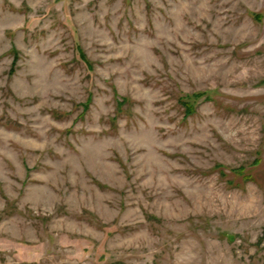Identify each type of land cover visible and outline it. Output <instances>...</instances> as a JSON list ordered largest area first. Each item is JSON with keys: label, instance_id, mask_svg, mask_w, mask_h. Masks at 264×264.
Here are the masks:
<instances>
[{"label": "rangeland", "instance_id": "374dc122", "mask_svg": "<svg viewBox=\"0 0 264 264\" xmlns=\"http://www.w3.org/2000/svg\"><path fill=\"white\" fill-rule=\"evenodd\" d=\"M0 264H264V0H0Z\"/></svg>", "mask_w": 264, "mask_h": 264}, {"label": "trees", "instance_id": "16d2710c", "mask_svg": "<svg viewBox=\"0 0 264 264\" xmlns=\"http://www.w3.org/2000/svg\"><path fill=\"white\" fill-rule=\"evenodd\" d=\"M16 55V54H15ZM184 106H185V111L186 113H192L193 112V109L191 106H188L187 104L184 103Z\"/></svg>", "mask_w": 264, "mask_h": 264}]
</instances>
